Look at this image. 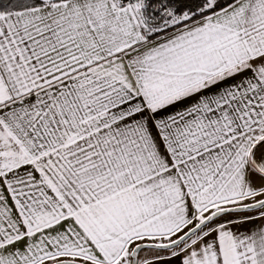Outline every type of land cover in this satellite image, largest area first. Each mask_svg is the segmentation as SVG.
Segmentation results:
<instances>
[{"label": "snow or ice", "instance_id": "obj_1", "mask_svg": "<svg viewBox=\"0 0 264 264\" xmlns=\"http://www.w3.org/2000/svg\"><path fill=\"white\" fill-rule=\"evenodd\" d=\"M0 264H264V0H0Z\"/></svg>", "mask_w": 264, "mask_h": 264}]
</instances>
